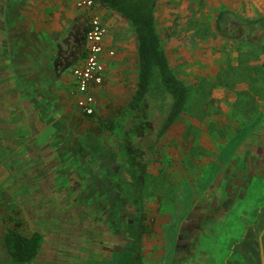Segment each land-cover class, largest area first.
Masks as SVG:
<instances>
[{
	"label": "rangeland",
	"instance_id": "1",
	"mask_svg": "<svg viewBox=\"0 0 264 264\" xmlns=\"http://www.w3.org/2000/svg\"><path fill=\"white\" fill-rule=\"evenodd\" d=\"M68 1L67 15L77 17ZM226 9L258 21L247 28L232 20L220 31L217 16ZM108 12L119 63L110 66L113 77L97 92L92 116L75 110L68 79L82 56L83 22L69 36L62 31L63 45L46 37L43 47L19 33L11 51L0 46L6 47L0 50V264H23L5 258L2 233L10 227L44 232L29 264H80L87 257L84 264H169L168 254L162 263L151 253L163 255L167 230L177 229L188 201L204 191L200 200L227 208L200 236L208 235L198 251L210 254L202 264H261L259 257L233 259L255 250L264 256V180L254 186L251 179L248 187L257 189L244 190L218 171L232 166L239 151L257 158L251 146L264 147V0H158L157 31L189 89L184 110L161 137L157 110H125L137 84V40L129 20ZM111 120L118 126L109 130ZM127 192H139L146 219L142 259H133L132 242L121 241L125 223L134 221Z\"/></svg>",
	"mask_w": 264,
	"mask_h": 264
},
{
	"label": "trees",
	"instance_id": "2",
	"mask_svg": "<svg viewBox=\"0 0 264 264\" xmlns=\"http://www.w3.org/2000/svg\"><path fill=\"white\" fill-rule=\"evenodd\" d=\"M131 23L136 40L138 55V77L136 89L125 110L137 112L149 105L160 113L157 136L161 137L184 110L189 96L186 83L174 72L163 47L156 26V7L158 0H97ZM234 20L242 25L255 24L258 19L242 18L231 10H221L217 16V28L224 30L227 23ZM95 113L88 115L92 116ZM86 115V114H85ZM114 121L105 122L109 130L116 128ZM146 229V227H145ZM44 236L40 231L29 234L16 227L8 228L4 235L6 255L23 264L35 259L42 247Z\"/></svg>",
	"mask_w": 264,
	"mask_h": 264
},
{
	"label": "crops",
	"instance_id": "3",
	"mask_svg": "<svg viewBox=\"0 0 264 264\" xmlns=\"http://www.w3.org/2000/svg\"><path fill=\"white\" fill-rule=\"evenodd\" d=\"M67 1L68 0H0V46H9L8 49L11 51L10 46H17V44L19 42V41H17L19 33H21V34L24 33L25 35L27 34L28 36H30L29 38L32 41L35 38H37V40H35V42H38L37 44L43 43V47H44V43L46 44L48 37H51L53 39L55 37L58 38L59 35L60 36L62 35L61 34L62 31H64L67 34V36H69V33L73 32L78 24H81L82 22L85 25L88 24V15L86 14L85 10L78 8L76 6V0H69L68 3L69 4L71 3L74 6V9L73 10L70 9L69 12H73L75 15H77V17H74L73 14L67 15L68 11H66L67 9L65 7L67 4ZM48 8H49V10H48ZM110 10L111 9L103 7L102 5H99V8H97V10H96L102 16V19H103V21L106 24L108 29L112 25L111 24L112 20L106 19L107 18L106 15H107V13H109L108 11H110ZM19 12L25 13V14H23V16H21V14ZM71 29H72V31H71ZM43 35H45V36H43ZM45 38H46V40H45ZM14 39H16V40L14 41ZM59 39H60L59 40L60 45L65 44L64 38L59 37ZM83 43H84V39H83ZM105 44L109 48H114L116 50V54L114 56L105 55V58H104V61H105L104 63H105V67H106L105 81H104L103 85L98 89V92H99V90H102L104 88V86L106 84H108L113 77L112 71H110V69H109L110 66H114V64L119 63L117 46L113 42V39L110 38L109 30H108L107 35L105 37ZM47 45H48V43H47ZM26 46H28V45H26ZM29 46H30V41H29ZM33 46H34V43H33ZM35 46H37V45H35ZM5 48L2 47L0 50H2V49L5 50ZM29 48H31V47H29ZM46 48H48V47L45 46V49ZM22 50H24L26 53V50L28 51V47L23 48ZM84 55H85V48L83 47L82 56L76 64L80 63L83 60ZM10 60L13 62V64H15V63L17 64V60H12V59L7 58V61H10ZM68 79H69V82L71 84L70 85V87H71L70 92L72 95L75 110L81 112L80 109L76 106L75 99H74V85H73L74 77H73L72 71H71V74L69 73ZM97 110H98V108H97ZM238 153H239V155H237V153H236L233 156V159H234L233 165L230 166L229 168L225 169L226 165L223 164L222 170L218 171L219 172L218 176L221 177L224 174H226V176H225L226 179H228V180L236 179L237 182L235 184H236V186H238L239 189H244V190L251 189V191L256 190L257 187H254V189H253V187L249 188L248 184L250 183L251 179L254 180V183H253L254 186L256 185V183L258 182L259 179L264 180V159L260 158V157L255 158V157H246V156H244V158H242V157H239L240 151ZM2 174H4L6 178L7 177L12 178L11 172L7 173V171H4ZM192 180H194V179L192 178ZM248 181H249V183H248ZM12 184H13V187L15 188V190L19 186V185L17 186V184H18L17 181H16V183L13 182ZM237 189H235L236 192H237ZM3 191H5V190H3ZM204 193H205V191L202 193V195H204ZM200 194L197 193L195 199H193L192 201L190 200V202L188 201V210L192 206H196L198 203H205V202H203L204 201L203 199L202 200L199 199L202 197V196L201 197L199 196ZM13 197H14V195H13ZM207 202L213 203V202H210L209 199L206 201V203ZM175 206H176V210L174 209L175 207L171 208L170 216H168V222L173 221V219H174L178 205L176 204ZM221 207L227 208V205L225 203H222ZM3 209L4 208H1V210H3ZM6 231L7 230L3 231V233H2L3 239H4V235H5ZM3 247H4V241H3ZM4 252H5V249H4ZM260 253H261V251L259 252V254ZM206 256L210 257V254L207 251L205 253V257ZM258 257L262 260L261 264H264V256L261 254H260V256H258V253L256 250L254 252L250 251V252H246V253H240L238 255V257L234 258L233 260L237 259L240 263V260H242V259L250 258V260H254ZM228 261L229 260L224 261L223 264H228ZM29 263H31V262H29ZM29 263H27V264H29ZM254 263H252V261H251V264H254ZM255 264H257V263H255Z\"/></svg>",
	"mask_w": 264,
	"mask_h": 264
},
{
	"label": "flooded vegetation",
	"instance_id": "4",
	"mask_svg": "<svg viewBox=\"0 0 264 264\" xmlns=\"http://www.w3.org/2000/svg\"><path fill=\"white\" fill-rule=\"evenodd\" d=\"M251 26L252 25H249L247 26V28H250ZM84 28L87 30L88 24H86ZM86 30H85V36L83 38L84 48L86 45ZM239 38L242 40L241 36H239ZM254 42H260V40L255 39ZM260 141H261V137H260ZM251 147H252L250 148L251 152L258 155L260 158L264 159V147L262 146V142L260 143V145H257V146L253 145ZM127 193L128 194L125 193V198H124L125 203L124 204L128 206V209H127L128 212L131 211V213L133 214L134 217L132 218V220L134 219V221L133 222L127 221L125 223V227L121 230V232H123V236H122L123 239L121 241H125L126 243L132 242L133 245H132L131 252L133 253V259L137 258L136 254H138V259L139 258L142 259L143 254L140 251L142 248L145 249L144 247L141 248V245H142L141 243L144 242L143 234L145 233L144 231L146 230L145 227H147L145 223L146 219L142 211L141 199L137 197L139 195V192H135L133 194H131L130 192H127ZM128 195H133L136 197L127 199ZM203 200H204L203 202L205 203H198L196 206H192L188 210L185 216L180 220L181 222L178 225L177 229H173L172 231V228H171V234L167 233L168 232L167 230L166 236H165L166 237L165 238V248L163 249V255H162L163 257L161 256V252H160L161 250L155 248L154 251L151 253L152 255L156 256L155 259L157 258V256H160V258H163L162 259V263H163V261H165L166 254H168L169 264H202V261L204 262L206 259L210 260L209 256L205 257L206 251L205 252L198 251L199 242L201 241L204 244L203 240L208 235H205L201 238L200 236L206 231V228H209L210 222H213L214 220H218L217 211L221 210L223 212L224 210H226V208L219 207V204L217 203V201L213 203H208V202L206 203L208 199H203ZM107 217H108L107 218L108 220L110 217L109 213ZM131 223H133L134 225V230L132 229V227H130ZM168 223L170 224L171 221H169ZM33 231H40V230H33ZM42 234L43 236H45L44 232H42ZM114 243L121 245L123 242L114 241ZM40 251L36 258H38ZM200 253H201V256L196 257L198 261H194V256ZM5 258H9V257L5 254ZM76 258H77V255L74 256V260ZM146 258L147 260L149 259L148 257ZM35 259H33L30 262L31 263L34 262ZM87 259L88 257L83 258L84 261H81L80 264H84Z\"/></svg>",
	"mask_w": 264,
	"mask_h": 264
},
{
	"label": "built area",
	"instance_id": "5",
	"mask_svg": "<svg viewBox=\"0 0 264 264\" xmlns=\"http://www.w3.org/2000/svg\"><path fill=\"white\" fill-rule=\"evenodd\" d=\"M97 0H76V6L86 11L88 28L83 60L72 69L74 99L83 114L91 115L97 109V92L105 81V55L114 56L116 50L105 44L108 28L96 11Z\"/></svg>",
	"mask_w": 264,
	"mask_h": 264
}]
</instances>
